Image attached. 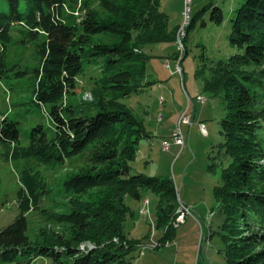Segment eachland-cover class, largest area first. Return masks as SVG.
<instances>
[{
    "label": "trees",
    "instance_id": "trees-1",
    "mask_svg": "<svg viewBox=\"0 0 264 264\" xmlns=\"http://www.w3.org/2000/svg\"><path fill=\"white\" fill-rule=\"evenodd\" d=\"M5 1L9 13L0 11V78L29 79L32 102L47 109L54 125L51 130L32 128L24 146L19 123L1 117L0 157L54 166L93 146L92 168L69 177L65 192L97 194L75 201L69 213H54L42 206L51 192L45 176L31 163L22 164L15 201L20 213L0 228V258L11 264L42 258L53 259V264H135L141 244L128 232L134 211L127 198L141 201L144 191L157 193L156 228L168 233L176 227L180 204L171 178L131 174L138 145L149 134L122 100L152 86L148 50L177 42L178 27H171L162 0ZM240 3L233 11L230 39L239 53L227 61L203 53L195 78L203 92L228 102L223 140L214 147L209 165L211 174L220 175L212 208L222 217L215 233L220 252L226 264H264V0ZM208 10L212 24L223 25V9L211 3L193 15L189 31ZM171 58L178 60L179 53ZM89 69L94 100L83 109L68 103V97ZM93 110L97 113L90 115ZM31 212L69 226L71 238L57 234L45 245L33 246L27 235Z\"/></svg>",
    "mask_w": 264,
    "mask_h": 264
},
{
    "label": "rangeland",
    "instance_id": "rangeland-1",
    "mask_svg": "<svg viewBox=\"0 0 264 264\" xmlns=\"http://www.w3.org/2000/svg\"><path fill=\"white\" fill-rule=\"evenodd\" d=\"M245 1L194 0V15L211 3L221 6L225 16L223 25L218 27L212 24L211 11L208 10L198 18L193 29H188V52L181 64L183 78L177 74V60L171 58V55L178 52L177 42L152 45L148 50L152 57L148 62L147 78L153 83L152 86L146 92L133 94L122 100L142 120L144 129L149 134V137L138 145V155L136 161L131 164V174L171 178L178 193L179 217L182 215V206H186L190 212L184 222L179 225L176 222L178 226L172 233H168L156 228L160 202L157 193L144 191L141 201L127 198V204L134 211L133 218L127 223V228L130 227L128 232L131 238L141 244L139 252L134 256L135 264H226L220 252L223 249L220 238L215 234L219 232L222 217L212 213V208L216 206L213 190L220 183V175L211 174L209 165L214 147L223 140L222 124L229 111L228 102L203 92L195 73L203 53L214 61H227L239 53L230 42L231 20L233 9ZM77 2L79 0H72V3ZM177 2L173 3L174 15L178 12ZM0 11L9 13V4L5 0H0ZM179 31L180 26L177 36ZM26 54L28 56L29 52ZM90 73L92 74V69L80 77L78 89L73 96L68 97V103L83 109L93 106L90 104L94 100L93 85L89 82ZM30 85L29 79L21 82L0 78V118L7 117L19 123L21 142L24 146L29 144L32 128L41 125L51 130L54 125L47 109L32 102ZM199 96L206 99L204 104L198 101ZM186 111L192 119L194 115L196 118L191 120V125L182 126L186 140L182 149L175 144L172 135L180 117ZM96 113L97 110H93L89 114ZM201 124L206 126L207 134L201 131ZM165 144H170L171 148L164 150ZM93 150L91 146L84 153L54 166L41 164L34 159L7 162L0 157V205L8 202L0 210V228L12 224L20 213L15 202L19 189L18 174L20 166L27 162L35 166L49 183L51 192L42 202L44 208L64 214L71 211L75 201L90 200L97 194L96 191L82 197L69 195L65 192V183L69 177L92 168ZM1 152L0 147V154ZM27 219V235L33 246H43L57 234L65 235L66 239L72 236L73 229L48 220L43 213L31 212ZM85 247L86 245H83L81 249L84 250ZM0 264L11 263H5L0 258ZM32 264H53V259L42 258Z\"/></svg>",
    "mask_w": 264,
    "mask_h": 264
},
{
    "label": "built area",
    "instance_id": "built-area-1",
    "mask_svg": "<svg viewBox=\"0 0 264 264\" xmlns=\"http://www.w3.org/2000/svg\"><path fill=\"white\" fill-rule=\"evenodd\" d=\"M193 5H194V0H183V10H182V15H183V21L180 25V36H177V49H178V53H179V58L177 60V65H176V69H177V74H179L180 76H183V70L181 68V62L184 58V37H183V30H184V21H186L189 17L193 16ZM167 66L169 67V61ZM198 101H200L202 104L205 103L206 99L203 96H199L198 97ZM193 119L187 114V111L180 117V120L178 122L177 127L175 128L174 132H173V138H174V142L177 146L181 147L182 149L185 147L186 145V140H185V134L183 132V128L182 126L184 124H192ZM200 129L204 134H207L206 131V126L204 124L200 125ZM164 150H169L171 148L170 144H165L163 146ZM182 211V215L177 219V223L178 225L182 222L185 221L186 216L190 214L189 209L186 206H182L181 208ZM178 225L175 224V226L177 227Z\"/></svg>",
    "mask_w": 264,
    "mask_h": 264
},
{
    "label": "crops",
    "instance_id": "crops-1",
    "mask_svg": "<svg viewBox=\"0 0 264 264\" xmlns=\"http://www.w3.org/2000/svg\"><path fill=\"white\" fill-rule=\"evenodd\" d=\"M176 1H178L177 2L178 12L176 13V15H174L173 14V12H174L173 3ZM162 10L169 14L171 27L173 29L177 28V27L179 28V26L181 25L182 19H183L182 18L183 0H162ZM234 10H235V8L233 9V11ZM161 84H163V83H161ZM195 118H196V115H194L193 120H195Z\"/></svg>",
    "mask_w": 264,
    "mask_h": 264
},
{
    "label": "bare ground",
    "instance_id": "bare-ground-1",
    "mask_svg": "<svg viewBox=\"0 0 264 264\" xmlns=\"http://www.w3.org/2000/svg\"><path fill=\"white\" fill-rule=\"evenodd\" d=\"M193 21V16L189 17L186 21H184V30H183V37L184 40L187 38V31L190 28L191 24ZM178 36H180V31L178 33ZM184 52H185V48H184ZM206 102V101H205ZM162 118V117H161Z\"/></svg>",
    "mask_w": 264,
    "mask_h": 264
}]
</instances>
